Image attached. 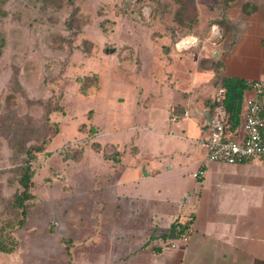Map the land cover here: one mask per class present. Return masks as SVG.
Masks as SVG:
<instances>
[{"label":"rangeland","instance_id":"1","mask_svg":"<svg viewBox=\"0 0 264 264\" xmlns=\"http://www.w3.org/2000/svg\"><path fill=\"white\" fill-rule=\"evenodd\" d=\"M182 1L189 11L180 22L174 19L177 0H64L61 8L45 10L29 0L5 5L8 16L0 24L8 39L0 57L1 226V220H9L7 200L15 190V169L24 160V149L57 131L34 162L35 200L26 224L16 232L19 239L29 233L37 244L52 239V256L44 258L36 251V263L45 259L47 264H95L98 251H106L104 227L115 220L94 218L103 214L96 192L103 184V191L109 190L105 183L113 168L122 166L124 175L136 180L129 183L134 186L170 189L183 198L184 207L186 195L197 190L193 173L199 163L193 162L187 144L145 127L151 118L154 129L164 123L166 100L156 94L183 80L176 76L175 65L201 57L204 68L211 46L220 38L216 23L225 16L220 0ZM184 37L196 40L181 51L176 44L183 46ZM111 48L114 51L107 53ZM189 68L191 78L200 80L192 64ZM163 70L176 80L163 76ZM133 145L140 149L138 157L129 150ZM110 147H118V158L107 155ZM172 147L185 153L167 164ZM80 151L82 158L73 159ZM146 157L158 158L157 177L143 179L142 168L139 173L137 161ZM103 200L107 202V194ZM63 235L69 240L60 241L61 253L56 240ZM148 242L161 241L153 237Z\"/></svg>","mask_w":264,"mask_h":264},{"label":"crops","instance_id":"2","mask_svg":"<svg viewBox=\"0 0 264 264\" xmlns=\"http://www.w3.org/2000/svg\"><path fill=\"white\" fill-rule=\"evenodd\" d=\"M245 4L254 5L255 9L245 11ZM221 23H216L220 27V38L211 46L212 53L208 54L211 56L205 58L208 64L201 67V57L190 58L189 64L177 63L176 76H182L183 80H177V85L167 83L171 88L164 90V94H156L159 100L162 97L166 100L164 103L168 112L163 117L164 123L159 129H154L151 118L149 127L145 126L187 144V151L195 157L193 162L199 163L198 170L193 173L197 179V190L186 195L188 204L184 207L183 198L170 189L134 186L132 183L136 180L125 176L122 166L118 170L113 168L109 172L113 179H108V176L105 183L106 188L111 190L103 191V184L96 192L99 196L96 202H99V211L103 214H96L94 218H106L109 223L115 221L112 226L104 227L107 247L106 251L99 250L93 258L95 264H264V160L252 158L234 164L207 161L205 147L206 140L213 133L234 140L244 134V102L254 94L248 87L244 90L241 119L239 125L232 128L230 114L218 105L222 102L225 89L217 78H237L243 82L264 79V0L231 1ZM190 64L196 74L199 73L200 80L191 78ZM173 73L162 72L163 76L169 74L171 81L177 78L173 77ZM206 83L210 88H205ZM200 91L205 92V96L198 95ZM175 111H181L183 116ZM171 115L178 117L177 123L171 121ZM102 135L104 137L103 132ZM191 142L197 145L193 146ZM110 148L112 150L107 155L118 158V147ZM129 150L134 157L139 156L137 145ZM184 153L179 148H168L170 159L167 164L175 155ZM156 159L146 157L137 161L139 173L141 168L143 170V179L159 175ZM176 165L181 166L178 161ZM169 168L174 166L170 164ZM200 169L204 170V175L198 178L195 174ZM136 176H139L137 172ZM105 194L108 195L107 202L103 200ZM188 216L193 217V231L186 244H179L170 250H164L162 242L150 245L149 239H160L159 236L172 221ZM17 230L14 233L17 245L11 252L0 251V264H47L45 259L36 263L34 252L39 251L44 258H50L54 244L52 239L44 238L41 244H37L39 241L26 232L19 239ZM95 233L100 235L98 231ZM72 234L70 237L75 236L74 232ZM65 237L63 235L56 240L61 253L60 241L69 240ZM97 240L100 243L102 239L97 237ZM66 248L71 250V247Z\"/></svg>","mask_w":264,"mask_h":264},{"label":"trees","instance_id":"3","mask_svg":"<svg viewBox=\"0 0 264 264\" xmlns=\"http://www.w3.org/2000/svg\"><path fill=\"white\" fill-rule=\"evenodd\" d=\"M9 0H0V24L8 16V11L5 8ZM32 5L39 6V8L45 9H59L63 6L64 0H29ZM179 7L175 12V20L180 22L183 13L187 10L188 7L185 6L182 0H177ZM223 5V12L226 13L229 4L233 0H220ZM255 9L254 5L245 4V11H251ZM188 14V13H187ZM193 18L196 17L195 13H190ZM7 34L4 28L0 25V57L3 53V50L7 44ZM217 64H215V68ZM217 81L221 82L222 87L225 89L224 97L222 99L221 105L224 110L230 114V124L234 128L239 125L241 119V109H242V100L243 92L248 87L246 82L239 80L237 78H228L220 77L217 78ZM176 110V109H175ZM48 112H50L48 110ZM179 116H183V113L180 111H175ZM55 131L46 137L43 138L38 143L30 144L24 149L23 154L25 155L23 162L15 169L16 175V185L15 190L12 192L10 197L7 200V209L9 211V220L2 222L0 225V251L2 252H11L15 249L17 245V240L15 237V231L18 228L23 227L28 219L29 211L31 205L34 203L35 194L32 191L34 186V175L35 167L34 162L37 160L38 153L45 152L46 146L50 140L56 135ZM73 153L75 151L70 148ZM83 156V151H80L76 154V157L72 155V158L75 160H80ZM186 219H175L171 222L169 227L161 233L159 236L162 244L164 246L169 245L171 240L175 239L183 230L185 229Z\"/></svg>","mask_w":264,"mask_h":264},{"label":"built area","instance_id":"4","mask_svg":"<svg viewBox=\"0 0 264 264\" xmlns=\"http://www.w3.org/2000/svg\"><path fill=\"white\" fill-rule=\"evenodd\" d=\"M254 96L244 102L243 132L240 139L234 140L213 133L205 142L206 160L221 161L229 164L239 163L252 158L264 160V79L247 81ZM171 121L178 122V117L171 115ZM200 169L195 176L203 177ZM193 231V217L186 218L185 229L169 243L170 248L186 244Z\"/></svg>","mask_w":264,"mask_h":264},{"label":"bare ground","instance_id":"5","mask_svg":"<svg viewBox=\"0 0 264 264\" xmlns=\"http://www.w3.org/2000/svg\"><path fill=\"white\" fill-rule=\"evenodd\" d=\"M182 40H183V46H181L179 43V41L177 42V44L179 45V47L181 48V47H183V48H188V47H190L192 44H193V42L196 40V39H193V37H184V38H182ZM177 44H176V47H177Z\"/></svg>","mask_w":264,"mask_h":264},{"label":"water","instance_id":"6","mask_svg":"<svg viewBox=\"0 0 264 264\" xmlns=\"http://www.w3.org/2000/svg\"><path fill=\"white\" fill-rule=\"evenodd\" d=\"M193 39H195V37H193ZM177 49H183V47H179V45L177 44ZM114 51V49L113 48H111V49H109V50H106V52L107 53H111V52H113Z\"/></svg>","mask_w":264,"mask_h":264}]
</instances>
